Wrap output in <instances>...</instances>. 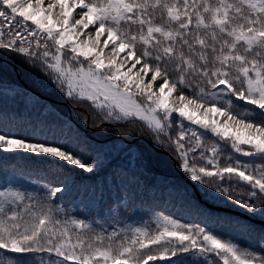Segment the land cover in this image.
Returning <instances> with one entry per match:
<instances>
[{
    "label": "snow or ice",
    "instance_id": "6c2138e0",
    "mask_svg": "<svg viewBox=\"0 0 264 264\" xmlns=\"http://www.w3.org/2000/svg\"><path fill=\"white\" fill-rule=\"evenodd\" d=\"M0 51L44 73L74 103L90 102L100 115L94 126L146 121L192 181L264 219V0H0ZM178 118L188 125L177 130ZM208 132L250 162L229 157L221 166L219 145L203 143ZM34 140L0 129L4 153L95 170L59 140ZM44 188L38 197L0 185V264H36L37 254L40 264H184L188 256L264 264V254L211 226L169 216L154 229L144 222L97 231L55 203L66 188ZM259 235L264 249V227Z\"/></svg>",
    "mask_w": 264,
    "mask_h": 264
},
{
    "label": "trees",
    "instance_id": "16d2710c",
    "mask_svg": "<svg viewBox=\"0 0 264 264\" xmlns=\"http://www.w3.org/2000/svg\"><path fill=\"white\" fill-rule=\"evenodd\" d=\"M1 91L8 97L0 95V101L10 103L11 108L6 111L0 106V129L3 132L16 134V138H38L32 142L59 140L75 148L88 166L95 165V170L89 173L79 166L58 163L53 159L28 158L19 150L15 153L0 151V185L19 188L38 197L46 195V184L64 187L66 190L58 194L55 203L72 217L91 222L97 231H100V226L110 231L111 227L123 228L125 224L129 227L143 226L144 222L154 229L157 217L162 215L181 224L211 226L221 237L231 239L258 255L264 254L259 235L264 219L249 216L227 198L210 195L208 189L192 181L180 166L179 157L170 153L165 144L156 141L146 121L129 117L118 122L108 121L102 127L94 126L100 115L90 102L74 103L58 91L44 73L24 63L21 58L2 51ZM25 99L27 103H24ZM16 104L17 107L13 106ZM31 107H45L51 113L55 112L57 118H34L33 112L27 109ZM85 117L88 118L87 124ZM185 125L188 122L183 118L175 121L177 130ZM191 127L204 132L197 125ZM98 140L106 142L98 143ZM202 140L206 147L219 145L221 166H226L229 157L233 162L236 159L241 163L250 162L251 158L235 153L230 144H225L210 132L202 135ZM259 163L257 160L256 164ZM27 164L40 174L44 182L13 170L14 166ZM34 259L36 264H40L41 254ZM43 259L48 258L45 256ZM156 264L167 262L159 260ZM184 264L208 262L188 256Z\"/></svg>",
    "mask_w": 264,
    "mask_h": 264
},
{
    "label": "rangeland",
    "instance_id": "374dc122",
    "mask_svg": "<svg viewBox=\"0 0 264 264\" xmlns=\"http://www.w3.org/2000/svg\"><path fill=\"white\" fill-rule=\"evenodd\" d=\"M9 89V88H8ZM4 94H7L6 92L4 91H1L0 92V95L2 96H6L8 97L7 95H4ZM1 104L0 106L2 107V109L8 111L10 110L11 108L9 107L10 106V103H6V102H3V101H0ZM24 103H27V99L24 100ZM15 107H17V104L16 105H13ZM10 108V109H9ZM43 109H38V108H34V107H31V109L27 108L28 110L32 111L33 112V116L34 118H50V119H54V118H57V114L55 112L51 113L50 111H48L47 108L45 107H42ZM25 109V110H27ZM26 112V111H25ZM37 116V117H36ZM100 142H106L104 140H98V143ZM120 145V144H119ZM100 152V151H98ZM98 153H96L97 155ZM28 165V164H27ZM32 167V166H31ZM31 167L28 166H24V167H19V166H14L13 167V170L18 173V174H21L23 176H31V177H35V178H38L40 179L42 182L43 179L39 176L40 174L36 171V170H33ZM178 171L182 174V170L181 169H178ZM184 175V174H183Z\"/></svg>",
    "mask_w": 264,
    "mask_h": 264
},
{
    "label": "water",
    "instance_id": "95a60500",
    "mask_svg": "<svg viewBox=\"0 0 264 264\" xmlns=\"http://www.w3.org/2000/svg\"><path fill=\"white\" fill-rule=\"evenodd\" d=\"M183 174V173H182ZM198 196H199V194H198ZM262 222H264V221H262Z\"/></svg>",
    "mask_w": 264,
    "mask_h": 264
}]
</instances>
